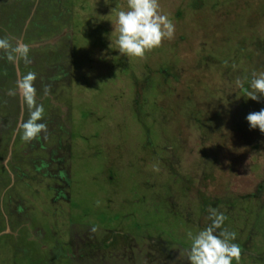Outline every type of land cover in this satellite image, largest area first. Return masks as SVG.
Listing matches in <instances>:
<instances>
[{
    "label": "rangeland",
    "instance_id": "374dc122",
    "mask_svg": "<svg viewBox=\"0 0 264 264\" xmlns=\"http://www.w3.org/2000/svg\"><path fill=\"white\" fill-rule=\"evenodd\" d=\"M159 3L174 36L140 59L116 44L127 0H0V264H188L213 208L252 253L232 264H264V134L246 120L264 98L236 85L264 72V0ZM30 72L47 130L26 140ZM66 144L64 168L36 169Z\"/></svg>",
    "mask_w": 264,
    "mask_h": 264
},
{
    "label": "clouds",
    "instance_id": "9594fccd",
    "mask_svg": "<svg viewBox=\"0 0 264 264\" xmlns=\"http://www.w3.org/2000/svg\"><path fill=\"white\" fill-rule=\"evenodd\" d=\"M116 31L118 37L116 44L119 53L123 56H131L143 59L147 52L162 45L165 39H172L175 33V25L160 9L159 0H127L126 10L116 13ZM8 42L0 40V48H7ZM17 52L26 56L28 47L21 45ZM35 73L26 74L19 82V88L23 99L27 104L30 115L20 127L23 130V138L26 140L36 138L41 132L47 130L46 124L39 121L43 118V106L36 103V89L33 82ZM249 87L244 88V80L237 79V87L243 89L244 96L259 102L264 98V72L251 74L248 80ZM250 129H259L264 134V108L251 112L246 116ZM154 170L158 171V168ZM210 225L195 235L189 232L190 247L185 250L188 264H232L233 259L239 260L241 248L232 241L235 233L221 229L226 217L217 209H210Z\"/></svg>",
    "mask_w": 264,
    "mask_h": 264
},
{
    "label": "flooded vegetation",
    "instance_id": "af4514ba",
    "mask_svg": "<svg viewBox=\"0 0 264 264\" xmlns=\"http://www.w3.org/2000/svg\"><path fill=\"white\" fill-rule=\"evenodd\" d=\"M26 113H28V114H30L29 113V111L27 110V111H25ZM20 115V118H19V116H18V118H17V121L19 120V125H20V121L23 119V118H26V115L27 114H25L24 113V111H23V113H21V114H19ZM1 127V126H0ZM6 127V126H5ZM3 128V127H2ZM42 147L44 148L45 146L44 145H42ZM66 149H65V153L64 154H60V151H57V152H55L53 149H49V155L47 156L46 155V157L47 158H49L50 159V161L49 162H46L45 161V157H41V156H37V158L38 159H40L41 160V163L40 164H38V166L36 167V169H39V167H43L44 165L45 166H47L48 164H52V162L51 161H53L54 163H53V165L55 164V165H57V166H59V167H61V168H64V163H62L64 160L66 161V157H69L70 156V154H71V151H70V147H69V145H67L66 144ZM30 148V147H29ZM26 152H27V154H29V151H27V150H25ZM54 154L55 155H57L56 157H54ZM72 154H74V152L72 151ZM23 156H21V158H22ZM31 160H33V159H31ZM35 160H37V159H35ZM59 162V163H58ZM47 174H49V176H51V177H56V178H58V177H60V180L61 181H64V184H59V185H57L56 186V188H58V190L56 191V196H60L61 197V199H67L68 200V194L66 193V192H63V188L65 187V186H68L69 185V181H68V179H69V177L67 176V173L65 172V171H63V169H59V170H57V173H55V172H52V171H50L49 170V173L47 172ZM59 174V175H58ZM3 177H1V179H2ZM4 179V178H3ZM61 187V188H60ZM66 197V198H65ZM15 210L18 212V213H20V211L22 210H24V209H20V207H18L17 206V208H15ZM89 240V239H88ZM103 239H101V242H103V243H106V242H104V241H102ZM236 240V239H235ZM107 241V240H106ZM246 241H248L247 239L245 240V241H243V242H246ZM101 242H97V245H103L101 248H103L102 250H104L105 249V244H103V243H101ZM108 242V241H107ZM234 243H236L237 245H239V247L241 248V251H243L245 254H243L245 257H247V256H251L252 255V253L248 250L247 251V249L244 247L245 246V244L244 243H242V242H240V241H235ZM90 245V244H89ZM164 246V245H163ZM160 247V246H159ZM242 247H244V248H242ZM248 248H249V246H248ZM107 249V248H106ZM160 249H161V247H160ZM162 249H166V247L164 246V248L162 247ZM162 249H161V251H162ZM111 250V249H110ZM110 250H108L107 249V251L106 252H109L110 254H111V252H112V250L110 251ZM247 253V254H246ZM251 253V254H250ZM173 254H175V252H173ZM73 258V259H75L76 257H75V255L72 253V254H70V252L68 251V252H66V253H64V259H71V258ZM186 257V256H185ZM240 257H242V256H240ZM244 257H242V259H243ZM78 259V258H77ZM241 259V260H242ZM240 260V261H241Z\"/></svg>",
    "mask_w": 264,
    "mask_h": 264
},
{
    "label": "trees",
    "instance_id": "16d2710c",
    "mask_svg": "<svg viewBox=\"0 0 264 264\" xmlns=\"http://www.w3.org/2000/svg\"><path fill=\"white\" fill-rule=\"evenodd\" d=\"M28 37V36H27ZM29 38V37H28ZM13 77V76H12ZM249 87V84H248V81H246V83L244 84V88H248ZM242 91H243V89H242ZM244 92V91H243ZM15 122H17V119L15 120ZM6 125H9V124H6ZM5 124H2V123H0V126L1 127H3V128H5V126H6ZM20 135V134H19ZM18 135V136H19ZM19 137H17V139H18ZM20 139V138H19ZM18 139V140H19ZM4 152H6V150L4 151ZM7 153H4L3 154V156L5 157V155H6ZM2 159V158H1ZM16 167H14V169L16 168V169H18V164L17 165H15ZM8 175V173L6 174V176ZM5 176V175H4ZM9 177V176H8ZM7 177V178H8Z\"/></svg>",
    "mask_w": 264,
    "mask_h": 264
}]
</instances>
